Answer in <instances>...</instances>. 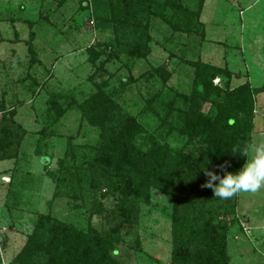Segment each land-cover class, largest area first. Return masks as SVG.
<instances>
[{"label": "rangeland", "instance_id": "rangeland-1", "mask_svg": "<svg viewBox=\"0 0 264 264\" xmlns=\"http://www.w3.org/2000/svg\"><path fill=\"white\" fill-rule=\"evenodd\" d=\"M9 2H0V121L3 113L10 115L7 122L19 133L20 144L16 158L0 162V264H12L40 217L79 228L90 224L97 230L116 224L112 211L116 199L111 195L99 199L109 214L95 215L88 222L89 205L74 200L77 190L62 184L74 174L72 165L84 166L86 153H79L78 147L99 144V131L76 106L92 94L95 84H101L123 114L137 118L147 135L163 137L171 147H180L185 139L176 132L167 135L158 130L156 118L143 112L145 101L161 89L157 75L148 73L151 67L162 65L171 72L161 90L166 101L175 91H190V63L196 61L225 71L222 79L213 80L220 88L235 89L244 83L251 89L264 86V0H202L200 16L187 33L173 32L150 16L152 42L146 60L122 54L112 57L110 48L104 47L112 34L95 28L91 0L87 11L79 8L78 0L61 6L41 0ZM200 2L182 0L191 13ZM25 20L33 23L32 29ZM30 31L34 32L31 41ZM97 44L95 49L104 53L91 65L86 49ZM99 65L103 70L92 77ZM56 94L71 96L75 103L52 122L48 110ZM253 100L259 112L264 92ZM209 109L206 103L201 111ZM260 113L254 116L253 146L264 144V115ZM139 145L144 148L146 142L140 139ZM73 149L76 163L70 159ZM81 179L87 187L84 174ZM231 199L236 221L226 238L228 264H264V187ZM171 204L169 195L155 190L148 203L139 204L137 221L121 230L116 255L120 264H170ZM45 260V255L33 256L35 263Z\"/></svg>", "mask_w": 264, "mask_h": 264}, {"label": "trees", "instance_id": "trees-1", "mask_svg": "<svg viewBox=\"0 0 264 264\" xmlns=\"http://www.w3.org/2000/svg\"><path fill=\"white\" fill-rule=\"evenodd\" d=\"M41 1L61 6L71 0ZM78 2L81 10L89 9L88 0ZM90 3L95 28L112 34L104 45L110 48L112 57L122 54L137 60H146L151 52L150 16L173 32L187 33L194 27L193 20L200 16L203 5L201 0L197 11L191 13L182 0H91ZM25 22L33 28L32 22ZM29 36L33 40L34 32L30 31ZM97 46L86 49V61L91 65L104 53L95 49ZM28 51L35 62L30 46ZM190 65L193 68L190 91H175L168 101L162 98L161 90L170 80L171 72L162 65L151 67L148 73L157 75L161 89L145 101L143 109L145 114L156 118L158 130L167 135L176 132L185 139L180 147H171L163 137L147 135L137 118L123 114L101 84H95L92 94L76 105L87 123L99 131V144L78 147L79 153H86L84 166L72 165L74 174L67 181L61 180L62 184L77 190L74 200L89 205L88 222L95 215L109 214L99 199L111 195L116 199L112 210L116 224L97 230L90 224L79 228L40 217L12 264H40L33 261L36 254L45 255L41 264H120L116 255L121 230L137 221L139 204L148 203L152 190L169 195L172 201L170 264H228L226 238L229 227L236 221L235 201L217 198L211 189L203 187L207 180L205 171L222 177L225 171L235 173L244 165L246 157L234 151L250 144L256 115L253 98L264 92V86L251 89L244 83L235 89L220 88L213 85V80L222 79L225 71L199 61ZM101 70L103 66L99 65L92 77ZM128 81L129 78L122 80L123 84ZM72 99L59 94L52 97V111L48 110L52 122L75 103ZM206 103L210 109L203 113L202 106ZM2 115L0 162L16 158L20 144L19 133L7 122L10 115ZM140 139L146 142V147L139 145ZM73 153L76 154L74 149L70 159L76 163ZM227 217L232 219L229 221Z\"/></svg>", "mask_w": 264, "mask_h": 264}, {"label": "clouds", "instance_id": "clouds-1", "mask_svg": "<svg viewBox=\"0 0 264 264\" xmlns=\"http://www.w3.org/2000/svg\"><path fill=\"white\" fill-rule=\"evenodd\" d=\"M235 152L246 157V162L237 172L225 171L221 177L216 172L205 171L207 180L203 187L211 189L217 198L228 199L240 192L254 193L264 187V144H248Z\"/></svg>", "mask_w": 264, "mask_h": 264}, {"label": "crops", "instance_id": "crops-1", "mask_svg": "<svg viewBox=\"0 0 264 264\" xmlns=\"http://www.w3.org/2000/svg\"><path fill=\"white\" fill-rule=\"evenodd\" d=\"M4 1V2H3ZM0 2H2L3 4H9L10 2H9V0H0ZM1 5V4H0ZM10 7V6H9ZM9 9V8H8ZM8 9H5L6 11L8 10ZM16 27V26H15Z\"/></svg>", "mask_w": 264, "mask_h": 264}, {"label": "built area", "instance_id": "built-area-1", "mask_svg": "<svg viewBox=\"0 0 264 264\" xmlns=\"http://www.w3.org/2000/svg\"><path fill=\"white\" fill-rule=\"evenodd\" d=\"M260 112H261L262 115H264V107L261 108V111ZM254 113L255 114L257 113V110L256 109L254 110Z\"/></svg>", "mask_w": 264, "mask_h": 264}]
</instances>
